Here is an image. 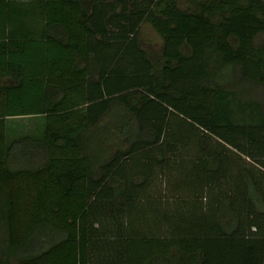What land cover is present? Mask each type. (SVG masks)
Segmentation results:
<instances>
[{
  "label": "trees",
  "instance_id": "trees-1",
  "mask_svg": "<svg viewBox=\"0 0 264 264\" xmlns=\"http://www.w3.org/2000/svg\"><path fill=\"white\" fill-rule=\"evenodd\" d=\"M186 1L0 0V264H264V0Z\"/></svg>",
  "mask_w": 264,
  "mask_h": 264
},
{
  "label": "rangeland",
  "instance_id": "rangeland-1",
  "mask_svg": "<svg viewBox=\"0 0 264 264\" xmlns=\"http://www.w3.org/2000/svg\"><path fill=\"white\" fill-rule=\"evenodd\" d=\"M179 5L181 7H185L187 5V1L186 0H179ZM139 38L140 41L142 43V45L146 48V49H158L160 47L161 44V39L160 37L157 35V33L154 31V29L151 27L150 24L148 23H143L140 27V32H139ZM17 124L20 125H24L25 128L27 129H33L36 125H35V119L32 118H18L16 121ZM239 162H241L242 165L247 166V167H252V165L257 164L255 162V160H253L252 158H246L245 156H241L239 155ZM177 167H175V172L173 171L170 176H166V177H161L158 178V181H156V184H154L155 187V194H157V192H160L163 195V201L166 204V208L169 212H173L175 210L178 209V206H182L185 205L187 203V205H189V202H194V195L191 194H177V193H173L168 189L166 190V192H162L164 189L163 187L166 186V180L170 181V185H173V183L175 181H177L179 179V171L176 172ZM264 172V170H262ZM162 179V181H161ZM163 180H165V183H163ZM160 181V182H159ZM179 182V181H177ZM162 190V191H161ZM191 195V196H190ZM199 197V196H198ZM199 200H202L203 202H206L203 198L201 199L198 198ZM187 205L185 206V209H187ZM177 208V209H176ZM183 209V208H180Z\"/></svg>",
  "mask_w": 264,
  "mask_h": 264
}]
</instances>
